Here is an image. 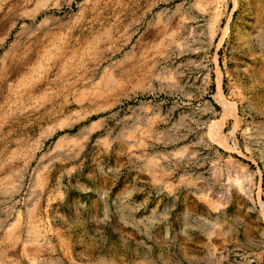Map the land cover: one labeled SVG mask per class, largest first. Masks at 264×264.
I'll use <instances>...</instances> for the list:
<instances>
[{
    "label": "rangeland",
    "instance_id": "1",
    "mask_svg": "<svg viewBox=\"0 0 264 264\" xmlns=\"http://www.w3.org/2000/svg\"><path fill=\"white\" fill-rule=\"evenodd\" d=\"M0 81V264H264V0H0Z\"/></svg>",
    "mask_w": 264,
    "mask_h": 264
},
{
    "label": "bare ground",
    "instance_id": "2",
    "mask_svg": "<svg viewBox=\"0 0 264 264\" xmlns=\"http://www.w3.org/2000/svg\"><path fill=\"white\" fill-rule=\"evenodd\" d=\"M119 6H121V5H119ZM126 10H128V8H126ZM132 13V12H131ZM79 26H80V24H76V25H74V27L73 28H71V29H66L67 31H65V33L67 32V34H68V36H72V37H74V36H76L75 34L77 33V32H79ZM123 26V25H122ZM82 27V26H81ZM120 27H121V21L120 20H114V22L112 23V25H111V29H110V34H111V32L113 31V30H115V31H118L119 29H120ZM108 31H109V29H108ZM51 31H47V30H42V31H35V32H32V33H30L27 37H26V39L28 40V44L21 50L22 52H23V54L21 53V58H19L18 60H17V63H27L29 60H30V58H31V54H32V52L34 51V50H36V49H38V48H40L41 46H42V43H43V41L45 40V39H48L49 37H51V33H50ZM60 32V31H59ZM63 32H64V30H63ZM62 33V32H61ZM60 35V34H59ZM62 35V34H61ZM55 36V35H54ZM54 36H53V38H54ZM65 36V35H64ZM56 37V36H55ZM61 37V36H60ZM63 37V36H62ZM111 35H109V37H107V39H106V41H105V43H107V42H110V40H111ZM129 39H131V38H129ZM26 41V40H25ZM87 41V40H86ZM87 43V42H86ZM90 43H92V47L94 46V47H96L97 45H98V47L101 45V44H99V42H90ZM102 44H104V43H102ZM88 45V44H87ZM17 47V46H16ZM90 47V46H89ZM92 47L91 48H89V49H92ZM88 49V50H89ZM39 50V49H38ZM86 51V50H85ZM85 51H83L81 54H80V57H82V56H84V55H87V53H88V51L87 52H85ZM37 54V53H36ZM17 55V54H16ZM41 57V56H40ZM62 58L63 57H61V56H57L56 58H54V59H51V58H49V59H46V63H45V65H39V66H37V67H35V68H31L29 71H27V72H25L24 73V75L25 76H28V77H34V76H40V77H42V78H47L48 76H50V73L52 72V70L53 69H55L57 66H59V65H66L64 62H63V60H62ZM11 60V59H10ZM32 60V59H31ZM14 61V60H13ZM68 62V61H67ZM15 64V63H14ZM24 65V64H23ZM78 64H76V66H77ZM15 66V65H14ZM61 66V67H62ZM16 70V69H15ZM78 70H80V66L78 67V68H73V67H71V66H68V67H65V68H63V70L62 71H60V75H58V76H60V77H65V76H67L70 72H77ZM55 72V71H54ZM14 72H11V74H13ZM57 75V74H56ZM49 78V77H48ZM66 78V77H65ZM4 80V79H3ZM1 82V81H0ZM2 83V82H1ZM1 86V85H0ZM25 87V86H24ZM23 88V87H22ZM21 91H27V89L26 88H24V89H22ZM28 91H31V89L30 90H28ZM159 110V109H158ZM160 111V110H159Z\"/></svg>",
    "mask_w": 264,
    "mask_h": 264
}]
</instances>
